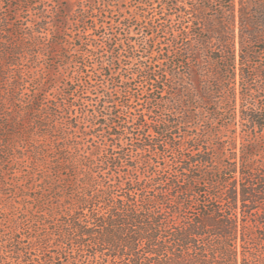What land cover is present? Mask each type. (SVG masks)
Masks as SVG:
<instances>
[{"label": "trees", "instance_id": "16d2710c", "mask_svg": "<svg viewBox=\"0 0 264 264\" xmlns=\"http://www.w3.org/2000/svg\"><path fill=\"white\" fill-rule=\"evenodd\" d=\"M11 1L0 4L10 10ZM14 1L25 13L37 3ZM203 1L185 11L187 23L206 24L196 46L172 52L188 69L170 89L169 116L125 104L121 124L105 83L128 92L140 78L147 95L167 96L156 39L178 45L197 25L166 26L171 15L162 10L130 20L119 12L118 26L129 29L134 19L152 40L112 33L99 18L70 43L66 7L44 22L40 9L25 21L17 10L12 20L0 5V264H264V107L254 105L264 88L253 95L241 87L236 102L237 76L243 83L264 75L249 69L257 32L242 28L255 27L254 13L239 11L236 53L233 9L212 25ZM163 5L180 16L187 2ZM68 65L76 78L65 76ZM75 84L86 96L74 98Z\"/></svg>", "mask_w": 264, "mask_h": 264}, {"label": "rangeland", "instance_id": "374dc122", "mask_svg": "<svg viewBox=\"0 0 264 264\" xmlns=\"http://www.w3.org/2000/svg\"><path fill=\"white\" fill-rule=\"evenodd\" d=\"M95 4L93 6L89 5L88 0H37V3L34 4V9L30 8L31 10L28 13H25L23 10L26 8L27 5H21V7H17L16 1H11L10 10L7 9V3L6 5H2L3 10L7 11L10 18L14 20L13 12L19 10L22 20H29V18H34V15L38 13V9L40 11H43V14L41 16L38 15L37 20L42 21L44 19V22H52V20L55 17L56 10L59 7H66L69 13L68 15V21L69 23L66 25L68 30L66 31V39L70 43L76 42V34H78L79 30H81L83 27V23L88 24L92 20H97L99 18H102V20H105L107 26L112 24V33L123 35V30L125 29V32H129V34L133 37L138 38H144L147 40H152L150 32H147V30H144L143 26L140 25L138 22H136L134 19L132 21V26L129 29H126L124 27L121 28V26H118L119 21L123 19L122 16H119V12L123 14L126 18L129 20L133 18L135 14H142L146 13L144 10H148L150 14L156 15L158 12L164 11L167 16L165 18L169 17V14L171 15V18L169 21H162L166 26L172 25L173 28H175L179 20H185V23H187L188 20L186 18L192 20V18L185 13L189 12L196 6L197 2L199 0H186L187 7L181 9V15H173L171 11H167V9L164 8V1L165 0H111L112 2H108V0H95ZM231 0H204L202 2V5H204L206 8H208V11H206V18L210 20L209 23L212 25H215L217 22V19H222L223 13L224 16H227L229 20L231 19L227 14V12L233 9L234 11V40L236 42V53L239 52V41H240V24H239V11L240 9L248 11L250 13H254L253 17H249L250 19L254 18V22H256L255 27L253 26L252 22H244L243 31L250 32L252 31L253 34L257 32V34L254 35L256 39L258 40L257 43L253 45V48L256 50L257 54L252 59L254 63L250 64V72L252 75L256 76L257 73L260 71H264V0H233V3L231 5L228 4V2ZM7 2V1H6ZM144 2H146V6H144ZM198 6V4H197ZM192 7V8H191ZM85 12H84V11ZM18 12V13H19ZM84 12V17H81V13ZM80 17V18H78ZM182 17V19H179ZM214 19V20H213ZM216 20V21H215ZM224 20V17H223ZM129 21V22H131ZM214 21V22H213ZM128 22V21H126ZM194 23V25H197L193 28L192 32L189 34V37L187 40H184L182 43H178V45H173L170 42V38L168 36L162 37L163 34H159L158 39L160 44L158 46H155L154 55L157 56L156 59H165L166 62L163 64L161 61H159V64H156V67L167 69L169 74L164 80L163 84L165 86H169L167 90V96H164L163 98L160 97V94L157 92L151 93L150 95L146 94V91H148V86L142 82V79H136L130 81V89L127 92L123 87L121 89L118 87L117 89L110 88L112 85L110 82L105 83L104 86H107L109 89L112 90V94H115L116 102L118 104V109L116 110V115L118 119H116L117 124H121L125 122L124 120L128 119L126 118L124 112L126 110L125 104H129L132 108V111H139L138 113L143 114V111L148 107L151 108L152 114L151 116L156 119H164L169 116V107L167 105L168 102L173 101V98L169 95L173 91H170L171 87H174V85L178 84V79H181L184 72L188 69V64L186 62V59H181L179 62L173 61V54L172 52L176 49L181 50L182 48H186L188 45L191 46V48H194L196 46L197 41H195L194 34L197 32H200V27H204L203 22L199 21H190L187 24ZM51 24V23H50ZM200 25V27H199ZM255 29V30H253ZM262 32V33H261ZM207 33H203V36H206ZM123 37V36H121ZM124 40V39H123ZM214 41V40H213ZM219 47L217 42H212V48ZM189 47H187L188 49ZM213 48V49H214ZM169 50V53L166 54L165 50ZM153 55V56H154ZM44 63V62H43ZM52 64L53 68H57L58 64H61L60 59H55ZM163 70V69H160ZM65 76L69 77H77L76 73H73V66L68 65L66 70H64ZM91 73V72H89ZM74 74V75H73ZM260 74V73H259ZM262 77L256 78L255 80H247L246 82L241 83L239 80V76L236 77V90H237V96H236V102L237 107L241 104L240 100V88L244 87L245 89H249L251 93L254 95V92L259 91L261 92L260 88H264V75H261ZM193 82H195V79L192 78ZM208 83H212L211 79H207ZM117 84V83H115ZM243 85V86H242ZM74 90V98H78L80 94H83L82 96H86L85 87L78 86L77 84L71 86V90ZM117 90V91H115ZM88 95L90 94L89 91H87ZM249 94V92H248ZM92 97H95L92 96ZM254 105H256L258 108L264 107V92L261 93L259 96H255ZM175 100V99H174ZM251 103V102H250ZM253 103V102H252ZM214 108L213 106L208 107V112H210ZM130 120V119H129ZM185 130L190 131L191 129L187 126ZM99 137L97 138V143L100 146V151H103L104 147L101 142H99ZM126 142L123 141V145H125ZM165 159L168 163L171 162L172 157L171 153L166 154ZM160 162L162 163V159H160Z\"/></svg>", "mask_w": 264, "mask_h": 264}]
</instances>
